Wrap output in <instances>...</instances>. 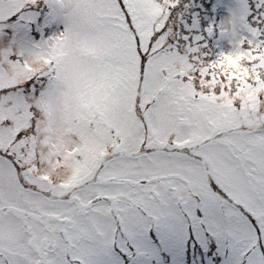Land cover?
Listing matches in <instances>:
<instances>
[{
    "label": "snow or ice",
    "instance_id": "snow-or-ice-1",
    "mask_svg": "<svg viewBox=\"0 0 264 264\" xmlns=\"http://www.w3.org/2000/svg\"><path fill=\"white\" fill-rule=\"evenodd\" d=\"M0 264H264V0H0Z\"/></svg>",
    "mask_w": 264,
    "mask_h": 264
}]
</instances>
